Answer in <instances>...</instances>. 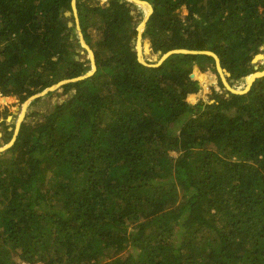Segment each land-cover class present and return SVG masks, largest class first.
Returning a JSON list of instances; mask_svg holds the SVG:
<instances>
[{
    "label": "trees",
    "instance_id": "trees-1",
    "mask_svg": "<svg viewBox=\"0 0 264 264\" xmlns=\"http://www.w3.org/2000/svg\"><path fill=\"white\" fill-rule=\"evenodd\" d=\"M88 1L77 9L96 71L65 83L73 93L0 152V264H264V75L194 103L192 74L206 68L210 82L213 55L146 65L127 2ZM147 1L154 53L210 50L235 81L255 72L264 0ZM67 11L72 0H0L5 105L91 69ZM1 117L8 143L16 127Z\"/></svg>",
    "mask_w": 264,
    "mask_h": 264
},
{
    "label": "rangeland",
    "instance_id": "rangeland-1",
    "mask_svg": "<svg viewBox=\"0 0 264 264\" xmlns=\"http://www.w3.org/2000/svg\"><path fill=\"white\" fill-rule=\"evenodd\" d=\"M107 1L108 0H89L88 2L91 4L104 5L107 3ZM67 12H68V14H66V12H65V14L69 16L68 17V21H69L68 23H71V25H69V26L73 28L71 35H70L71 36L70 39H71L72 43L74 44V48L76 49L77 56L79 57V60L85 61L86 64H88V63L91 64L92 67L88 72H92L93 71V61H92L91 53H90V49H92V47L86 42V40H85V42L89 45L90 48L88 46L82 44L79 31H77V26H79V25L76 22V20H77L76 15L74 14V12L73 13L71 11H67ZM77 12H78V9H77ZM145 13H146V9L144 7L137 6L135 8L134 19H135V24L137 25V28L144 21ZM181 13L183 15H185L187 13V10L185 7H183L181 9ZM78 17H79V14H78ZM78 21L80 24L79 18H78ZM80 28H81V25H80ZM93 36L97 37L95 30L93 31ZM136 38H137V36H136ZM136 38L133 39V43H134L135 47H136V40H137ZM84 39H85V37H84ZM78 42H79V44H78ZM141 42H142L143 57H144L145 61H147L149 63H157L162 58L161 53L160 52L154 53L152 51V49L150 47V43L148 42L147 39L145 40L143 38V40H141ZM262 49H263V51L260 53L264 54V46L262 47ZM253 63L255 66V72L264 71L262 69V67L264 68V58L258 59L256 62H253ZM209 70L211 71V74H212V80L210 82H207L202 77V74L204 75L206 70L205 69L201 70L198 67H196L194 69V72H193L194 77L196 79H198L200 81V84H201V91H200L201 93H199L197 95L190 96L189 100H191L192 102L195 103V102L199 101L200 99H203L204 101H208L209 99H211V98H209L208 94L213 93L214 90L220 94H226V95L229 94L230 89L227 87L226 84H229L231 89L240 90V91H243L246 89L247 81L245 79H240L238 81H235V80L230 81L231 77H230V75H228L224 71L223 67L221 69H218V67H217V71L212 69V68H209ZM50 92H52V93H50ZM50 92H48L46 95H43L41 97H38V98L30 101L27 104L23 118H22L23 111L21 109L18 110V112L16 114H13V111H14V109H16L17 106L22 108L24 105V102H21L17 96H12L10 98H5L6 100L9 101V103L5 105V102L3 101V97L0 95V104H1L0 110H4L6 108L8 115H13V117L10 121H6V125L9 126V130L13 131V128L16 127V125L20 121L22 123L26 119H28L29 121H33L37 118H40L42 114L52 111V109L54 108V106L57 103H60L63 100L67 99L69 97V95H71L73 93V91H71L69 93H63L62 87H60L59 89H56L54 91H50ZM37 99H40V100L35 102V100H37ZM212 100L213 99H211V101ZM23 110H24V107H23ZM35 110L38 111L39 115L32 116L31 114ZM1 119H3V117L0 118V147L4 146L6 144V142L4 140V133H3L4 129H5V125L1 124L2 123ZM14 135H15V131H14L13 137H14ZM171 154L174 156L177 155L176 152H172Z\"/></svg>",
    "mask_w": 264,
    "mask_h": 264
},
{
    "label": "water",
    "instance_id": "water-1",
    "mask_svg": "<svg viewBox=\"0 0 264 264\" xmlns=\"http://www.w3.org/2000/svg\"><path fill=\"white\" fill-rule=\"evenodd\" d=\"M122 1H126L127 2L128 6H130L131 13L133 15H135V8L137 6L144 7V5H145V6H147L149 8V10L146 11V13H145L144 21L141 24L142 27H143V30L140 31L141 25L137 28L138 34H137V38H136L137 40H136L135 50H136V52L138 54V59H139L140 62H142V63H144L146 65H149V66H158V65L162 64L172 54H176V53H205V54L213 55L215 57V59H216L218 69H221L222 68L221 61H220L219 56L216 53H214L213 51H210V50H194V49H188V48H176V49L169 50L168 52H166L164 54L162 53V51H159L162 54V58L157 63H149V62L145 61V59L143 57L142 42H141V40H143V33L145 31L147 21H148L149 17L151 16V14L154 11L153 5L149 1H147V0H122ZM72 6H73L74 14L76 15V18H77L76 22L79 25L78 26L79 27V34H80V38H81L82 44H84V45H86V46L89 47V45L85 42L84 35H83V32H82V29L80 28V24H79V21H78V18L79 17H78V12H77V0H72ZM66 14H68V12H66ZM69 25H71V23H69ZM90 53H92L91 58H92V61H93V68H94V70L92 72H87V73H85V74H83L81 76H77V77H73V78H69V79H63V80H61V81L53 84L52 86L47 87L42 92H39V93H37V94L32 95L31 97H29L24 102V105L26 103L28 104L30 101H32V100H34V99H36L38 97H41L43 95H46L50 91H54L56 89H59L65 83L72 82V81H77L79 79H83L85 77H88V76L92 75L96 71L97 65H96L95 54H94V51L92 49H90ZM260 55H262V57H259L258 59L264 58V54L263 53H257V54H255L252 62H256L258 60L256 58L258 56H260ZM76 58L79 59L78 56H76ZM207 68L209 69V67H207ZM224 71L228 75H231V73L228 70H226L225 68H224ZM263 75H264V71H258V72H254V73H252V74H250L248 76L242 77L241 79H245L247 81L246 89L243 90V91L231 89L230 86H229V84H226V85L230 89V92H233V93H244V92H247L250 89V87L252 86L253 82L258 77H261ZM192 76H194V74H192ZM250 77H251V80L249 79ZM230 81H234V79L231 78ZM227 95H229V94H227ZM213 101L214 100H212L211 102H213ZM24 105H23V107H24ZM23 107L21 108V107L17 106L16 109L13 111V114H16L18 112V110H20V109L23 111ZM12 117H13V115H8V117L6 118V120L7 121H10L12 119ZM1 121H3V119H1ZM20 126H21V121L18 122V124L16 125L15 135L12 138V140L10 142L6 143L4 146L0 147V152L5 151L6 149H8L10 146H12L14 144V142L16 141V138H17V134H18V132L20 130Z\"/></svg>",
    "mask_w": 264,
    "mask_h": 264
},
{
    "label": "bare ground",
    "instance_id": "bare-ground-1",
    "mask_svg": "<svg viewBox=\"0 0 264 264\" xmlns=\"http://www.w3.org/2000/svg\"><path fill=\"white\" fill-rule=\"evenodd\" d=\"M144 8L146 9V11H148L149 10V8L147 7V6H145L144 5ZM143 30V27H142V25H141V27H140V31H142ZM77 31H79V28H78V26H77ZM91 55H92V53H91ZM259 57H262V55H260V56H258L256 59H258ZM250 80H251V77L249 78ZM1 94V93H0ZM5 98H7V97H5ZM26 107H27V103L25 104V106H24V112H25V110H26ZM15 110V109H14ZM24 112L22 113V117H23V115H24Z\"/></svg>",
    "mask_w": 264,
    "mask_h": 264
},
{
    "label": "built area",
    "instance_id": "built-area-1",
    "mask_svg": "<svg viewBox=\"0 0 264 264\" xmlns=\"http://www.w3.org/2000/svg\"><path fill=\"white\" fill-rule=\"evenodd\" d=\"M19 264H30V263H28V262H26V261H22V262L19 263ZM37 264H39V263H37Z\"/></svg>",
    "mask_w": 264,
    "mask_h": 264
},
{
    "label": "flooded vegetation",
    "instance_id": "flooded-vegetation-1",
    "mask_svg": "<svg viewBox=\"0 0 264 264\" xmlns=\"http://www.w3.org/2000/svg\"><path fill=\"white\" fill-rule=\"evenodd\" d=\"M1 93V92H0ZM1 96H2V93L0 94ZM10 97H12V96H7V98H10Z\"/></svg>",
    "mask_w": 264,
    "mask_h": 264
}]
</instances>
